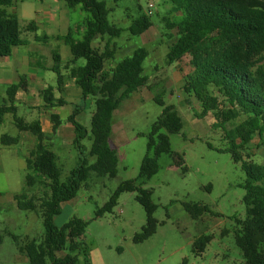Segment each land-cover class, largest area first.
I'll list each match as a JSON object with an SVG mask.
<instances>
[{"label":"trees","instance_id":"1","mask_svg":"<svg viewBox=\"0 0 264 264\" xmlns=\"http://www.w3.org/2000/svg\"><path fill=\"white\" fill-rule=\"evenodd\" d=\"M168 1L170 7L162 19L169 40L165 64H181L188 58L189 70L182 77L181 89L198 103L197 118L212 115V127L220 129L228 142L225 151L234 163H240L245 174L242 184L245 219L239 221L241 227L234 242L242 253L244 264H264V165L252 162L251 154L246 152L251 150L247 149L255 139L260 142L257 147L264 145V65L261 64L264 59V0ZM65 2L69 8L79 6L86 14L80 39L74 38L72 30L60 39L69 47L73 63L84 60L83 66L71 69L70 76L79 86L82 99L91 98L94 105L88 128L75 120L77 107L67 118L74 129L72 145L77 151L78 163L65 180L60 179L51 139L60 125L59 117L50 116L52 130L46 135L37 120L26 122L16 115L14 96L22 87L23 78L7 88L5 102L0 104V121L5 114H11L17 131H28L35 138V147L25 160L24 190L14 196L17 209L34 213L43 226L40 238L27 239L18 245L19 252L27 257V264H76L77 256L73 253L81 248L78 239L88 222L73 218L56 227L54 218L60 213L61 205L76 196L90 172L98 177L116 176L118 157L110 142L113 114L122 102L148 82L142 69L148 52L143 47L105 69V64L120 50L113 41L121 37L124 29L109 22L110 10L103 0ZM12 4L13 0H0V57L9 56L14 47L24 44L17 16L7 12ZM152 26L151 15L146 13L134 19L126 30L131 36H141ZM32 29L35 24L31 21L26 30ZM97 39L104 41L102 48L92 46ZM54 60L59 62L57 55ZM52 70L60 86L63 78L60 68L54 65ZM41 94L49 108L64 104L62 99L54 100L51 87ZM155 101L161 113L146 134V152L138 172V179L142 181L158 172L160 155L170 156L177 166L183 164L181 155L171 150L169 139L170 134L181 131L182 120L174 106ZM84 140L90 143L91 163L82 157ZM17 142V136L4 134L0 137L2 146ZM35 187L38 191L30 194L29 190ZM124 192L136 193L135 201L145 212V224L133 237L134 243H141L156 231L157 221L153 216L156 205L151 200V192L137 185L135 179L121 182L109 200L95 211L94 217L111 213ZM183 208L191 218L207 210L205 206L187 203ZM13 239L17 240L15 236ZM208 241L207 236L197 239L193 243L196 252L202 253Z\"/></svg>","mask_w":264,"mask_h":264},{"label":"rangeland","instance_id":"2","mask_svg":"<svg viewBox=\"0 0 264 264\" xmlns=\"http://www.w3.org/2000/svg\"><path fill=\"white\" fill-rule=\"evenodd\" d=\"M110 10L108 20L124 29L121 37L115 39L120 50L112 61L105 64V69L113 67L118 61L129 56L133 50L143 47L148 55L142 64L143 75L148 78L147 87L133 96L132 106L122 113L119 122L124 125L126 139L117 147L118 167L113 178L98 177L90 172L85 184L76 196L61 205L60 213L54 218V225L61 227L73 218L88 222L84 234L78 239L82 243L75 251L76 264H244L240 249L235 245L234 237L241 227L239 221L245 219L243 204L245 174L240 163H234L225 149L228 142L220 129H214V118L210 114L197 118L199 105L193 97H188L181 89L182 77L189 70L187 60L172 66L165 64V55L169 40L166 37L162 19L167 16L170 7L168 0H103ZM152 4L151 21L153 26L141 36H131L127 28L141 14H146L148 5ZM59 7L61 14H67L72 26L83 22L85 13L79 6L68 8L63 0H13L7 12H15L19 21L20 37L29 40L33 33L26 30L29 22L37 23L42 10ZM47 34L40 28L38 36ZM80 39L79 33H74ZM49 43L53 46L57 43ZM104 41L97 39L92 46L102 48ZM61 55L70 57L68 46L59 42ZM39 61L41 65L50 60L43 51ZM83 59L76 61L82 66ZM264 65V59L261 62ZM48 85L55 86V73L44 74ZM5 98V91L0 89V102ZM39 98V96H38ZM37 98V103L40 99ZM155 99L165 105L175 107L182 120V129L177 134H170L171 150L181 155L183 164L177 166L173 158L160 155L157 159L159 170L149 180L138 179L141 159L146 152V134L150 126L161 113V107ZM35 100L27 101L32 106ZM126 103V102H125ZM71 105L56 108L63 123L73 109L81 104L82 126L84 118L89 123L94 111L91 98L76 99ZM41 102L39 107L22 109L25 118L33 119L45 111ZM18 113V116H22ZM0 126V136H16L18 131L11 122V115L6 116ZM10 118V119H9ZM115 121V120H114ZM4 127V128H3ZM165 132V131H164ZM55 152L65 158L61 164L60 179L63 181L77 165L78 155L74 147H63V140L53 138ZM82 157L89 163V141L82 142ZM255 139L246 151L250 160L264 165V145ZM210 145V147H209ZM113 146V145H112ZM115 148V147H114ZM116 150V149H115ZM22 150L17 145L2 146L0 143V189L3 191H22L24 177L27 173L24 160L20 157ZM70 156H69V155ZM62 160V159H61ZM136 180V184L151 192V200L156 205L154 218L157 221L155 233L141 243H134L133 237L145 224V212L135 201L136 193L124 192L117 199L111 213L95 218L97 209L102 207L126 180ZM38 188L29 190L36 193ZM205 206L207 210L197 218L184 210L183 204ZM43 233L41 219L32 212L19 211L5 202L0 209V264H27L25 258H19L18 245L26 237L40 238ZM16 237V241L13 239ZM209 237L202 253H197L193 243L203 237ZM60 256L63 253L59 254Z\"/></svg>","mask_w":264,"mask_h":264},{"label":"crops","instance_id":"3","mask_svg":"<svg viewBox=\"0 0 264 264\" xmlns=\"http://www.w3.org/2000/svg\"><path fill=\"white\" fill-rule=\"evenodd\" d=\"M63 1L65 2V0ZM65 6L68 7L66 5V2H65ZM8 13L15 14V12H8ZM41 13L42 15L37 23L32 21L35 24V29L27 30L33 33V36L30 37L29 40L22 39L24 44L14 47L9 56L0 57V89L1 91H5V98L2 99L0 104H3L5 102L7 88L11 85L20 83L21 78H23L22 87L16 92L14 96V107L16 108V115L18 116V113L22 115L21 113L22 109L39 107L42 102L43 106L46 109L43 113L39 112V115L33 117V119L25 118L23 117V115L18 117L23 118L26 122L37 120L40 124L43 133H45L46 135H50L52 130V122L50 116L54 114L59 117L55 109L60 107H66L67 105H71L70 103H72L76 99L77 100L82 99L81 90L79 86L76 84L75 79L70 76L71 69L80 66H76V62L73 63L71 61L72 56L70 50H69L70 57H67V55L63 57L61 55L60 49L58 47V43L59 42L64 43L60 38L66 35L69 30L73 31V36L74 33L76 34L79 33L81 35L83 32V27H82L83 22L78 26L75 25L72 26L70 20L68 19L67 14L66 13L64 15L61 14L59 7L52 6L47 8L46 10H42ZM40 28L42 29V32L46 29L47 34H42L41 36H38L37 32L39 31ZM52 40L57 44H55L54 46L50 44L49 42ZM38 50L43 51L46 55H48L50 60L47 62V64L45 65L40 64L39 57H41V54L39 55L36 53V51ZM54 55L58 56L59 62H56L54 60ZM54 65H57L60 68L61 74L63 76L60 86L56 82V75H55V86L48 85L44 77L46 71L53 72L52 69ZM172 65H176V64H172ZM48 87H51L53 89L54 100L62 99L64 102L63 105L55 106L53 108H49L45 105L41 92H43ZM145 87L140 88L138 91L133 93L127 100L122 102L120 107L113 114L110 142L113 145V147H115L116 149L115 151L117 157H118L117 147L119 145L121 146V143H123V141L126 139L124 125L121 122H119L120 116L122 115V113L130 109V106L133 105L132 102L130 101L133 98V96L137 95ZM37 98L40 99L41 101L40 103H37ZM30 100H35L36 103L33 104L32 106L27 105V101ZM77 108L79 109V111L75 117V120L78 123H80V121H82V115L84 112L82 110L84 109V107H82L80 104L79 106H77ZM7 115H11V114H5L3 116L2 120L0 121V126H3L4 121L8 119L6 117ZM67 118H66V122L63 123V121L59 117L60 125L57 127L51 139L53 140V138L58 137L59 139L63 140V144H64L63 147L66 146L73 147L72 141L74 139V129L71 123L67 121ZM10 120L14 125L13 117H11ZM84 121H85L83 122L84 125H87L84 127L88 128L89 123L86 124L85 118ZM16 136L18 137V142L15 145L19 146L20 149L22 150L20 157L25 162V160L29 157L30 152L35 147V138L28 131L18 132ZM52 146H53V152L57 157V163L61 164L62 161L65 160V158H61L62 159L61 160L60 156L58 155L59 151L55 152V145L53 144V142H52ZM23 190L24 189L22 188V191ZM22 191L20 192L3 191L0 189V209H2V203L7 202L11 204L14 207V209L18 210L16 207V201L14 199V196L16 194L21 193ZM27 239H31V238L27 236L26 240ZM19 258H25V260H27V257L23 253H20Z\"/></svg>","mask_w":264,"mask_h":264},{"label":"built area","instance_id":"4","mask_svg":"<svg viewBox=\"0 0 264 264\" xmlns=\"http://www.w3.org/2000/svg\"><path fill=\"white\" fill-rule=\"evenodd\" d=\"M152 11H153V6H152V4H149L146 13L148 15H151L152 14Z\"/></svg>","mask_w":264,"mask_h":264}]
</instances>
